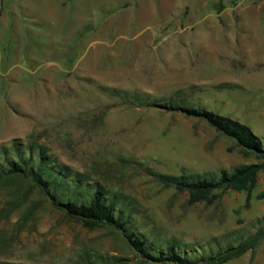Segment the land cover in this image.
<instances>
[{"label": "rangeland", "instance_id": "obj_1", "mask_svg": "<svg viewBox=\"0 0 264 264\" xmlns=\"http://www.w3.org/2000/svg\"><path fill=\"white\" fill-rule=\"evenodd\" d=\"M165 103L237 120L264 144V0H0V147L31 146L65 182L80 173L120 197L126 227L154 254L172 244L199 264L257 234L223 264H264V171L248 207L232 190L189 204L158 176L257 159ZM0 264L174 263L14 177L0 181Z\"/></svg>", "mask_w": 264, "mask_h": 264}, {"label": "trees", "instance_id": "obj_2", "mask_svg": "<svg viewBox=\"0 0 264 264\" xmlns=\"http://www.w3.org/2000/svg\"><path fill=\"white\" fill-rule=\"evenodd\" d=\"M169 110H177L186 115L204 119L216 131L234 140L244 156H254V162L235 166L231 170L222 169L218 173H188L182 171L179 176L160 174L159 180L165 187H173L188 194V203H213L226 190L245 192V204L250 205L252 192L257 185L258 174L264 171V144L245 124L219 115L212 111L198 108H186L171 104H160ZM19 177L29 179L33 186L48 196L52 204L63 210L68 216L81 220L87 227L108 225L121 232L127 242L142 257L161 263L191 264L190 258L175 250L172 244L166 250L152 253L142 236L130 231L126 225L122 210L117 208L121 198L115 194L106 197L104 189L98 185L86 187L81 181L80 173L68 182L55 173L53 168L44 164L42 151L35 152L32 147H21L13 142L10 146L0 147V181ZM58 193V194H57ZM264 199V192L257 194ZM128 224V223H127ZM127 226V227H126ZM260 236L255 234L241 241L235 247L223 252L209 255L199 264H223L230 259L252 250Z\"/></svg>", "mask_w": 264, "mask_h": 264}, {"label": "crops", "instance_id": "obj_3", "mask_svg": "<svg viewBox=\"0 0 264 264\" xmlns=\"http://www.w3.org/2000/svg\"><path fill=\"white\" fill-rule=\"evenodd\" d=\"M238 6V4L236 5V7Z\"/></svg>", "mask_w": 264, "mask_h": 264}]
</instances>
